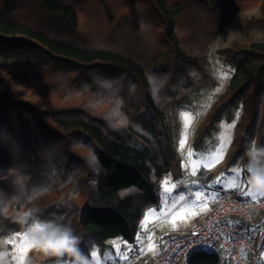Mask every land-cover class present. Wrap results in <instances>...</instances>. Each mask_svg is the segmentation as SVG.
<instances>
[{"label": "trees", "instance_id": "obj_1", "mask_svg": "<svg viewBox=\"0 0 264 264\" xmlns=\"http://www.w3.org/2000/svg\"><path fill=\"white\" fill-rule=\"evenodd\" d=\"M252 9L243 27L264 34V0H0V56L18 66L0 63V249L33 219L77 241L46 263L133 243L163 178L182 177L180 108L218 86L210 46ZM216 54L233 74L191 145L208 151L235 122L223 170L245 173L264 148V39Z\"/></svg>", "mask_w": 264, "mask_h": 264}, {"label": "rangeland", "instance_id": "obj_2", "mask_svg": "<svg viewBox=\"0 0 264 264\" xmlns=\"http://www.w3.org/2000/svg\"><path fill=\"white\" fill-rule=\"evenodd\" d=\"M257 15V9L245 10L239 12L229 22L224 32L210 46L207 53V59L210 62L211 70L217 80L218 86L214 91L205 93L203 95L202 102L196 110L193 111L188 108H180L179 110L182 123L181 138L183 136H186L187 138L185 146L182 150L180 149L179 142L178 150L182 159V166L183 169H189L192 173L193 162L196 161V155H194L192 159L189 160L187 153L189 150H192L195 154H198L200 156L199 163L201 166L198 168L195 175H199L201 174V171H204L206 176L203 182H190L187 178L183 177H181L179 180H173L171 177L165 176L161 182L158 194L159 201L156 205L149 206L144 211L143 216L139 221V227L135 236V241L133 243H129L120 238H114L109 242L110 247L102 249L98 246H93V248H91L89 251V254L78 255L72 259L64 260L63 262H65V264H120L125 260L122 258L124 254H126L128 258L131 254L139 251H142L141 258L149 257L156 253L158 244L165 240L168 233L180 229L190 228L202 222L206 215L210 212L209 209L211 210L216 199L212 198L213 195L218 194L216 190L226 191L225 189H227L235 192L237 195L246 200H255L264 196L260 195V192L253 190L252 191L254 193H257V197L255 199L252 196L244 194L248 191V189H251V186L248 184V167L246 168L245 173L240 164L231 167L228 171L223 170L225 154L230 144L227 143V141L232 140L233 127H229L230 124L223 123L221 125V129L216 135V139L208 151L196 152L193 150L191 145L195 129L202 121L216 95L222 92L228 85L233 74L228 67L218 60L216 54L217 50L231 47L237 42L252 43L256 41H262L264 39L263 33L248 31L243 27L245 20ZM0 63L7 68L18 71V66L14 61L6 60L0 56ZM225 73H227V76L224 75ZM184 111H188L192 114V120L186 132L181 116V113ZM221 138H223L226 142L223 159L218 163H213L212 161L218 152L219 141ZM208 164L211 166H203ZM233 170L239 171L241 173L240 182L244 185L243 192L239 188L232 189L230 187L232 183ZM218 180H220V183H217ZM221 184H223L224 187H221ZM165 188L170 189V193L166 194L164 192ZM196 191L203 192L199 202L195 200ZM179 195H184L186 199L180 200ZM217 196L218 195H216V197ZM165 197H167V202L163 203ZM205 202L207 203L206 207ZM37 226L43 227L44 232L37 233L30 231V229H34ZM53 226V223L50 221H38L33 219L27 230L20 232L29 234L25 240V244L28 246V251L27 254L23 256L22 264H53L43 262V260L51 257L56 252L51 249L46 251L43 247V244L40 243L41 236L46 237ZM14 234L2 242L0 253L5 255L3 261H0V264H21V253L19 251L20 238H16L15 245L6 242L7 240L11 239ZM36 241H38V243ZM93 253H95V256L92 255ZM12 256H16L17 258L12 259ZM61 262L62 261L56 264H61ZM260 264H264V253L262 254V261Z\"/></svg>", "mask_w": 264, "mask_h": 264}, {"label": "built area", "instance_id": "obj_3", "mask_svg": "<svg viewBox=\"0 0 264 264\" xmlns=\"http://www.w3.org/2000/svg\"><path fill=\"white\" fill-rule=\"evenodd\" d=\"M181 176L202 183L206 174L193 175L183 169ZM210 212L199 224L168 233L164 248L145 264H186L189 255L207 249L217 264H260L264 253V196L246 200L235 192L216 190ZM187 245V247L185 246ZM212 245V247H209ZM140 253L120 264H140Z\"/></svg>", "mask_w": 264, "mask_h": 264}, {"label": "snow or ice", "instance_id": "obj_4", "mask_svg": "<svg viewBox=\"0 0 264 264\" xmlns=\"http://www.w3.org/2000/svg\"><path fill=\"white\" fill-rule=\"evenodd\" d=\"M225 76H227V73L224 74ZM218 91V89H217ZM181 116H182V119H183V122H184V129H185V132L188 128V126L190 125L191 123V120H192V114L188 111H184L181 113ZM235 126V122H233L232 124L229 125V127H234ZM186 136H183L180 140V149L182 150L185 146V143H186ZM231 141H227V143H230ZM225 147H226V142L223 138L220 139L219 141V148H218V152L217 154L215 155V157L213 158V163H218L220 160L223 159V154H224V150H225ZM196 155V161L193 162V169H192V174L195 175L196 174V171L198 170V168L201 166V164L199 163L200 161V156L198 154H195L192 150H189V152L187 153V156H188V159L191 160L192 157ZM93 160H95V157H93ZM205 167H210L211 165L208 164V165H203ZM247 172H248V169H247ZM240 179H241V173L239 171H235L233 170V174H232V183L230 185V187L232 189H236V188H239L242 192H243V188H244V185L240 182ZM217 183H220V180L217 181ZM221 187H224L223 184H221ZM227 190V189H225ZM170 189L168 188H165L164 189V192L167 194V193H170ZM245 195H248V196H252L254 199L257 197V193H254L252 191V189H248V191L246 193H244ZM260 195H264V193H259ZM203 195V192L202 191H196L195 193V200L197 202L200 201L201 199V196ZM218 195V194H216ZM216 195H213V199L216 198ZM179 199L180 200H184L186 199V197L184 195H179ZM167 202V197H165L163 203H166ZM207 206V203L205 202V207ZM50 227V226H49ZM30 231H34V232H37V233H43L44 232V228L43 227H39L37 226L36 228L34 229H30ZM29 234L28 233H15L14 236L7 240L6 242L9 243V244H13L15 245L16 244V238L19 237L20 238V244H19V251L21 253V264H22V260H23V256L27 254V251H28V246L25 244V240L27 238ZM44 239V236H41V240ZM38 243V241H36ZM187 247V245H185ZM43 247L45 248V250H53L55 251L56 253H60L62 249H64L65 245L63 243H60V244H51V243H47V244H43ZM151 247V246H150ZM209 247H212V245H209ZM15 250V249H14ZM69 251H71V249H69ZM4 255L3 253H0V261H3V258H4ZM93 256H95V253L92 254ZM17 257L16 256H12V259H16ZM123 259H127V255L124 254ZM61 264H65V262H61Z\"/></svg>", "mask_w": 264, "mask_h": 264}, {"label": "clouds", "instance_id": "obj_5", "mask_svg": "<svg viewBox=\"0 0 264 264\" xmlns=\"http://www.w3.org/2000/svg\"><path fill=\"white\" fill-rule=\"evenodd\" d=\"M249 156L251 157V161L248 165V184L253 191L264 193V148L252 150ZM40 243H63L65 247L62 250L71 253L75 250L77 241L69 230L53 226ZM69 249H71V251H69Z\"/></svg>", "mask_w": 264, "mask_h": 264}, {"label": "crops", "instance_id": "obj_6", "mask_svg": "<svg viewBox=\"0 0 264 264\" xmlns=\"http://www.w3.org/2000/svg\"><path fill=\"white\" fill-rule=\"evenodd\" d=\"M210 211V209H209ZM164 244H165V240L164 241H161L159 244H158V249L156 251V253H154L153 255L149 256V257H145V258H141V255H142V251H139L140 253V260H139V263L140 264H145L146 262H148V260H150V258H152L154 255H156L159 251H161L163 248H164ZM138 253V252H136Z\"/></svg>", "mask_w": 264, "mask_h": 264}, {"label": "water", "instance_id": "obj_7", "mask_svg": "<svg viewBox=\"0 0 264 264\" xmlns=\"http://www.w3.org/2000/svg\"><path fill=\"white\" fill-rule=\"evenodd\" d=\"M165 174H167L168 173V171L167 170H165V172H164Z\"/></svg>", "mask_w": 264, "mask_h": 264}]
</instances>
